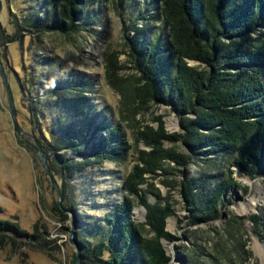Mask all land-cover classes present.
Returning <instances> with one entry per match:
<instances>
[{"label": "rangeland", "instance_id": "1", "mask_svg": "<svg viewBox=\"0 0 264 264\" xmlns=\"http://www.w3.org/2000/svg\"><path fill=\"white\" fill-rule=\"evenodd\" d=\"M35 1L0 0V65L18 124L35 139L39 137L32 129L33 124L37 125L38 94L41 96L46 83L60 79L69 81L68 89L85 95L84 102L98 113L96 123L106 113L108 121L121 129L128 147L123 157L76 174L71 184L77 208L69 212L62 206L61 212L55 207L57 195L49 177L37 154L31 151L29 143L33 139L19 137L14 129L0 71V219L16 224L23 233H7L0 238V264H74L76 246L69 240L72 218L76 235L112 210L125 193L122 183L139 163V150H149L139 140V132L147 125L157 130V118L166 134L183 135L185 130L170 106L152 102L140 106L134 89L135 54L127 39L134 41L132 46L152 43L156 36L163 48L168 42V26L160 16L157 0H122L120 5L119 0H107L90 5L87 23L81 21L80 29L67 35L37 34L34 30L19 33L15 22ZM189 64L197 65L198 61L190 60ZM43 77L46 80L38 82ZM121 92L128 95V100ZM44 97L38 106L45 108L40 125L48 135L46 129L60 110L53 104L56 98ZM186 117L194 119L195 114ZM162 149L184 157L183 164L165 158V153L151 171L140 164L144 180L136 188L147 201L168 202L173 207L166 219V230L173 239L162 241L171 263L264 264V255L254 248L255 242L264 245V169L253 174L242 171L232 152L191 156L181 140L162 139ZM182 171L196 179L195 193L210 195L211 188L229 176L235 182L225 191V201L216 213L193 221L181 193ZM52 173L60 186L58 175ZM132 204L130 219L143 222L146 209L139 197L133 196ZM245 204L250 205L247 211L237 210ZM193 213L199 215L195 210ZM108 257L105 252L103 258Z\"/></svg>", "mask_w": 264, "mask_h": 264}, {"label": "trees", "instance_id": "2", "mask_svg": "<svg viewBox=\"0 0 264 264\" xmlns=\"http://www.w3.org/2000/svg\"><path fill=\"white\" fill-rule=\"evenodd\" d=\"M106 1L36 0L15 26L19 33L34 30L37 34H71L80 29L81 21L87 23L90 5ZM157 1L160 16L168 26V42L163 48L156 36L152 43L132 46L134 41L127 39L135 54L134 89L140 106L150 102L170 106L185 131L183 135L166 134L157 118V130L147 125L139 132V140L149 150H139V163L122 183L125 193L112 210L75 235L81 247L79 264H172L162 241L173 239L166 230L173 207L168 202L147 201L136 188L144 180L140 164L151 171L163 153L165 158L183 164L184 157L162 149V139L181 140L196 157L232 152L235 164L247 173L264 169V0ZM190 60L198 64L191 65ZM68 82L58 79L44 85L38 105L42 96L56 98L53 104L60 111L53 116L47 135L40 125L45 108L35 105L37 125L32 129L39 133L36 140L48 168L61 180L62 206L75 212L71 184L75 175L123 157L128 145L119 126L108 121L106 113L95 122L98 113L84 102V94L68 89ZM122 94L128 100V95ZM191 112L194 119L186 117ZM182 176L181 193L193 221L216 213L225 201V191L235 182L229 176L211 188L210 195H204L193 191V176L184 171ZM135 195L146 209L143 222L130 219ZM7 233L23 234L16 224L0 219V238ZM105 252L107 259L103 258Z\"/></svg>", "mask_w": 264, "mask_h": 264}, {"label": "water", "instance_id": "3", "mask_svg": "<svg viewBox=\"0 0 264 264\" xmlns=\"http://www.w3.org/2000/svg\"><path fill=\"white\" fill-rule=\"evenodd\" d=\"M0 71H1L2 79L4 81V84H5V87H6V90H7V94H8L10 115H11V120H12L14 129H15L16 133L19 135V137H21V138H22L23 135L31 136V134H29L28 132L24 131L20 127L18 122H17L16 112H15V109H14V100L12 98V94H11L10 88H9L7 82H6V79L3 76V71H2L1 65H0ZM31 138L33 139V143H29V145L35 151L37 156L39 157V159L41 161V164L43 166V169L45 170L46 174L48 175L49 180H50V182H51V184H52V186L54 188V191H55V193L57 195V206L62 209V196H61V192H60V187L57 184V181H56L53 173L48 168L47 159H46V156L44 155V153L42 151V148L40 147L39 143L37 142V140L34 137L31 136ZM68 211L70 212V210H68ZM74 235H75L74 218H72V224H71V228H70V238H69V240L71 242H73L74 245L76 246V254H75V258H74V264H79L81 247H80L76 237H74Z\"/></svg>", "mask_w": 264, "mask_h": 264}, {"label": "bare ground", "instance_id": "4", "mask_svg": "<svg viewBox=\"0 0 264 264\" xmlns=\"http://www.w3.org/2000/svg\"><path fill=\"white\" fill-rule=\"evenodd\" d=\"M174 125V124H173ZM175 126V125H174ZM173 126V127H174ZM250 207V205H240V206H238V208H237V210L238 211H240V212H242V211H247L248 210V208ZM254 248H255V250H256V252L259 254V255H264V245H261V244H259V243H257V242H255V244H254Z\"/></svg>", "mask_w": 264, "mask_h": 264}]
</instances>
